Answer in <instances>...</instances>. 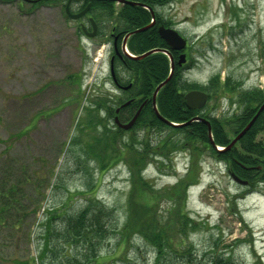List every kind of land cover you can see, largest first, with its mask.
Masks as SVG:
<instances>
[{
  "label": "rangeland",
  "instance_id": "1",
  "mask_svg": "<svg viewBox=\"0 0 264 264\" xmlns=\"http://www.w3.org/2000/svg\"><path fill=\"white\" fill-rule=\"evenodd\" d=\"M51 1L58 5L0 0V199L9 202L0 213V264H153L156 249L145 242V231L133 229L155 220L158 226L181 205L194 227L174 248H191L194 264H210L212 249L236 264H264V182L253 180L248 188L233 182L228 160L209 155L193 136L184 146L202 153L163 152L170 129L149 137L141 127L124 131L123 142L136 133L134 147L147 143L154 157L141 176L153 189H165L153 197L154 216L140 213L127 224L132 172L120 151L103 150L102 127L86 126L90 117L104 116L88 112L91 100L120 96L109 74V34L122 4L107 0L113 17L98 18L96 35L87 38L79 29L90 31L87 16L70 19L66 0ZM80 6L73 3L71 13ZM153 11L187 41L178 53L187 58L184 80L207 95L197 115L224 124L240 113L226 87L231 82L264 91V0H170ZM119 71L123 81L130 78ZM214 76L219 79L209 87ZM108 119L102 124L112 127ZM225 131L232 139V129ZM211 139L216 145L212 133ZM189 173L186 187L173 189Z\"/></svg>",
  "mask_w": 264,
  "mask_h": 264
},
{
  "label": "trees",
  "instance_id": "2",
  "mask_svg": "<svg viewBox=\"0 0 264 264\" xmlns=\"http://www.w3.org/2000/svg\"><path fill=\"white\" fill-rule=\"evenodd\" d=\"M88 1L89 0H72V4L79 2L81 5L80 8H82ZM131 1H140L154 10L156 6L163 5L170 0ZM49 2L54 1L41 0L37 4H30V6L35 7L43 3L48 4ZM113 4V2L107 0H91V10L89 11V13L92 14L91 16L97 23L98 18H102L103 16L113 17ZM150 19L151 14L146 9L128 4L122 5L121 10L118 12L115 18V20H118L115 21V24L117 26L116 31H123L121 32L123 34L136 29H140L148 25ZM155 21V26L163 24L161 16H157V14L155 15ZM155 26L131 36V39L129 41V49L131 53L135 55H141L155 48H168L166 43L159 38ZM173 58L174 60H176L174 55ZM125 62L126 66L130 70V81L132 82L131 90L129 91L128 97L126 98H136L137 104H132L128 108L122 110L127 111V109H129L130 111L128 112V114L122 115V111L119 113L118 117L121 121H128L137 109V105L143 100H151L152 93L155 87L167 78L169 72V60L163 53L160 52L149 55L140 60L125 59ZM186 66H175L171 79L165 86H163L159 90L156 97L159 113L165 119L174 123H183L199 114L198 111L189 110L185 107L183 93L191 89L202 90L201 87L189 84L186 80H184L183 73L186 69ZM216 79H219V77H212L208 82V86L210 87L211 83H213ZM224 85L226 84L224 83ZM226 87L229 89V91L231 89V91L233 92L230 100L232 103H235L236 106L239 107L240 113L235 112L237 115L231 117V119L225 120L224 124H221L218 120L209 117L214 141L216 145L220 146H226L230 142L225 129L227 127L231 128L233 136L239 133L252 119L259 107L264 102V91L259 90V88L241 90L240 88H238L239 83L237 82H231ZM94 99L95 100H91L93 106L88 107V112L90 113L91 110H93L99 116L100 114H104V116L90 117L87 120L86 126H98V128L102 127V136H100V142L104 144V146H102L103 150L105 152L113 150L114 153H118L120 151L122 161L124 160L130 172H132L131 190L133 189V192L129 197L127 224L132 216H137V214L140 213L142 215H145L144 218L146 216H154L155 213L153 207V197L157 194L160 195L165 189H153L152 185L141 176L142 171L148 166V163L154 160V157L150 156V152L148 151L150 148L148 147L147 143L146 146L143 145V143H140L139 149L134 147L133 144H135V141L133 139H135L136 133H133L132 137L128 139L130 142H123V130L115 127L114 125L110 127L109 125L106 126L105 124H102L105 120L109 121V117L113 118L115 116V114L113 113V106L118 103V100L115 101L109 96L101 95L95 97ZM137 127L145 128L143 129L145 130V133H142L144 137H149L148 134L152 131H157L163 134V131L165 129H170L173 133L168 137L163 152L165 150L169 152L170 150H174L179 147L180 149L188 150L190 153L192 152V150L196 151L197 153H202L203 148L200 149L196 146L192 147L191 145V149H189L188 147L184 146L187 145V143L191 144V142L188 141L192 140L191 137L193 136V138H197V140L200 141V143L208 149L209 155L224 161L228 160L230 166H232L231 170L241 178H243L242 168L244 163L243 160L245 158L243 152L252 155L248 160V163L251 166L259 165L260 167H264V164L261 162H264V110L259 114L250 130H248V132L239 140L238 144H236L232 149L226 152H217L210 146L207 138V127L203 122H192L190 125L184 127L169 126L161 122L154 116L153 111L150 107V102H148L140 112L139 117L134 124V128ZM258 132L262 134V138L255 141L254 138ZM178 134H181L183 136V139H174L175 135L178 136ZM120 141H122V143H119ZM118 143L121 146L118 145ZM238 148L242 149L240 150L241 153H238ZM115 150L117 151L115 152ZM91 154L95 157L94 153L91 152ZM163 155L166 156L165 154ZM191 155L193 156V154ZM149 157L151 158L150 162H148L149 160L146 162ZM115 158L116 157L111 156L110 160H113ZM195 158L197 157L193 156V165H195ZM100 160H102V158ZM108 165L109 164L107 163V166ZM192 170L193 166L190 168V173L192 172ZM190 173L183 179H179V181L174 185L175 187H173V189L178 190L179 188L183 189L184 187H186L188 182H190V179L187 178ZM252 175L255 180L264 181V168H262L261 171L255 170ZM138 188H144V190L150 192L151 195L146 191V195L144 194V196L140 197L137 190ZM2 195L3 194L0 195V198H3ZM136 200L140 201V205L137 204ZM7 203L9 202H0V213H3L5 211ZM136 206H138L139 208L138 213L133 209ZM173 212L176 213L177 216L169 217L158 226L155 225V220L151 224L150 228L149 226L147 227L145 225L142 227L137 226L133 230L139 234H142V231H145L143 235L145 242L156 249L153 264H194L195 256L190 252L191 248L188 247L187 249H185V247L182 248L184 250L181 249V251L174 248L176 240L179 239V236L182 237V234L186 235V230L194 227V222L187 217L188 214L185 213L183 205H181L180 209L175 207L173 209ZM150 223L151 220L147 219L146 224L150 225ZM209 254L212 255L210 256V258H212L210 264H236L229 256V254H227L225 251H220L219 253H217V251L212 249L210 250ZM256 264H259V262Z\"/></svg>",
  "mask_w": 264,
  "mask_h": 264
},
{
  "label": "water",
  "instance_id": "3",
  "mask_svg": "<svg viewBox=\"0 0 264 264\" xmlns=\"http://www.w3.org/2000/svg\"><path fill=\"white\" fill-rule=\"evenodd\" d=\"M26 2H33V1H30V0H24ZM113 1H116L117 3H121V4H130V5H135V6H142L141 3H138V2H131V1H127V0H113ZM69 3H70V0H68L66 6H65V12L68 14V16L72 19H79L80 17H82L84 14L87 13V11L89 10L90 8V4H88L81 12L77 13V14H70L69 13ZM147 8V7H146ZM149 9V11L151 10L150 8H147ZM151 15L152 17H154L153 15V12L151 10ZM90 24H91V28H92V32L91 33H87L85 31V28L82 27V30L85 32L86 36L91 38V37H94L95 34H96V26L94 24V22L92 20H90ZM154 24V21H152V23L148 26H146L145 28H141L139 30H136L132 33H137V32H141V31H144L150 27H152ZM158 35L159 37L165 41V43L168 45V47L173 50V51H182L185 46H186V40L180 36L178 34L177 31L173 30V29H170V28H165L163 26H159L158 27ZM129 35H127L124 40H123V47L125 45V42L127 40ZM161 50L160 49H155V50H151L139 57H135V59H142L144 57H147L148 55L154 53V52H160ZM130 56V55H128ZM168 56H169V59H170V74L169 76L166 78V80H164L162 83H160L156 88H155V91L153 93V99H152V104H153V109H154V112L155 114L157 115V117L163 121L164 123L168 124V125H171V126H175V127H184V126H187L189 125L191 122L193 121H199V120H202L204 121V123L207 125V131H208V138H209V142L212 146L215 147L212 139H211V127H210V124L208 121L204 120V119H201V118H194L192 120H189L188 122H185V123H181V124H174L166 119H164L163 117H161L156 109V106H155V97H156V94L157 92L164 86L166 85V83L170 80L171 76H172V72H173V69H174V61H173V58L171 56V54H169L168 52ZM131 57V56H130ZM185 61V54H180L179 56V60H178V65H181L182 63H184ZM111 70H112V77L114 78V75H113V69H112V62H111ZM184 100H185V104H186V107L188 109H191V110H194V109H201L205 104H206V101H207V95L204 94L203 92H200V91H190L188 93H186L184 95ZM130 102H127L126 104H124L123 106L129 104ZM143 105H141L139 107V109L136 111V113L134 114V116L132 117V119L126 123V124H120L118 122L117 119H115V123L116 125L123 129V130H128L130 129L133 124L135 123V121L137 120L139 114H140V111L142 109ZM264 109V103L261 105V107L258 109L257 113L255 114V116L249 121V123L245 126V128L230 142V144L226 147L225 150H228L230 149L249 129L250 127L252 126V124L255 122L257 116L259 115V113ZM231 178L234 182L240 184V185H243L245 184L246 182H243L242 180H240L238 177H236L234 174L231 175Z\"/></svg>",
  "mask_w": 264,
  "mask_h": 264
},
{
  "label": "flooded vegetation",
  "instance_id": "4",
  "mask_svg": "<svg viewBox=\"0 0 264 264\" xmlns=\"http://www.w3.org/2000/svg\"><path fill=\"white\" fill-rule=\"evenodd\" d=\"M39 2V1H38ZM37 2V3H38ZM91 3V0H89L87 3H86V5L88 4V3ZM55 2H53L52 4H50V2L48 3V4H39V5H37V6H43V5H46V6H57L58 4H54ZM59 3V2H58ZM85 5V6H86ZM85 6H83L82 8H80L79 9V11L80 10H82ZM65 7V6H64ZM91 10V7H90V9H89V11ZM89 11H88V13L87 14H85L84 16H87V20H88V23H89V25H90V31L86 28V30H87V32H91V24H90V19H92V17L91 16H89L90 15V13H89ZM83 16V17H84ZM161 25H164V24H161ZM159 25H157V26H155L156 27V29H157V27H158ZM165 26V25H164ZM97 28V27H96ZM116 29H117V26H116V24L114 25V26H112L111 27V31H110V36H109V41L111 42V52H110V54H109V62L112 60V62H113V71H114V80L113 79H111L112 80V83H113V86H114V88H115V91L117 92V93H119V97L118 98H113V100H115V101H117L118 100V103H116L115 104V106H116V108H115V110H114V114H115V116L112 118L113 119V122L115 123V118H117V120L119 121V123L120 124H126V123H128L129 122V120L132 118H130L128 121H121V120H119V113L122 111V110H124L125 108H128L130 105H132V104H137V101H136V98L135 99H133V98H126V97H128V93H129V91L131 90V87H132V82L130 81V78H129V76H128V78L125 80V81H123L122 80V78L120 77V71H119V69H123L124 71H126L127 73H128V75L130 74V70H129V68L126 66V62H125V59H128V60H130L128 57H126L124 54H123V38H124V36H125V34H127V32L126 33H121V32H123V31H120V32H117L116 31ZM97 32V31H96ZM131 32V31H130ZM129 33V32H128ZM130 39H131V36L127 39V41H126V43H125V45H124V48H125V50L128 52V53H131V51H130V49H129V41H130ZM169 52L171 53V55H172V57H173V55L174 56H179V52H175V51H170L169 50ZM172 53H174V54H172ZM174 59V58H173ZM110 73H112V70H111V68L109 69V74ZM110 78H111V76H110ZM120 98V99H119ZM122 98H123V100H122ZM122 100V101H121ZM121 101V102H120ZM130 101V103L128 104V105H126V106H124V107H122V105H124L125 103H127V102H129ZM148 102H150V107H151V109H152V111H153V104H152V102H151V100L149 101V99L148 100H143L141 103H139L138 105H137V109L135 110V112L139 109V107L141 106V105H143V107H142V109H141V111L143 110V108L146 106V104L148 103ZM156 106H158L157 105V101H156ZM158 108V107H157ZM130 110L129 109H127V111H122V115H126V114H128V112H129ZM135 112L133 113V115L135 114ZM153 114H154V116L158 119V120H160L158 117H157V115L155 114V112L153 111ZM114 126H115V124H114ZM147 128V127H146ZM148 129V128H147ZM234 137V136H233ZM232 137V138H233ZM232 149V148H231ZM243 155H244V163L246 164V165H244L243 166V168H242V171H243V180L244 181H246L247 183V185H245L244 187H249L250 186V184L253 182V180H255V178L253 177V172L255 171V170H259V171H261L260 170V166L259 165H254V166H251L249 163H248V160H249V157H251L252 155H249V153H246V152H243ZM246 159V160H245Z\"/></svg>",
  "mask_w": 264,
  "mask_h": 264
}]
</instances>
